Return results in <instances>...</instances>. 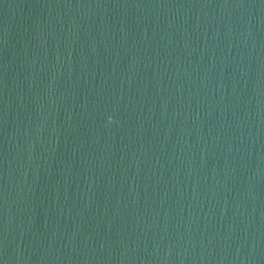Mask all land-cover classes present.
Here are the masks:
<instances>
[{"label":"water","instance_id":"1","mask_svg":"<svg viewBox=\"0 0 264 264\" xmlns=\"http://www.w3.org/2000/svg\"><path fill=\"white\" fill-rule=\"evenodd\" d=\"M0 264H264V0H0Z\"/></svg>","mask_w":264,"mask_h":264},{"label":"clouds","instance_id":"2","mask_svg":"<svg viewBox=\"0 0 264 264\" xmlns=\"http://www.w3.org/2000/svg\"><path fill=\"white\" fill-rule=\"evenodd\" d=\"M109 119H111V117H109Z\"/></svg>","mask_w":264,"mask_h":264}]
</instances>
